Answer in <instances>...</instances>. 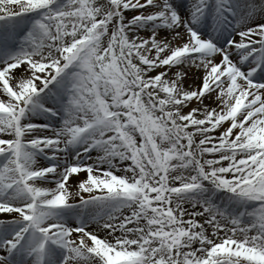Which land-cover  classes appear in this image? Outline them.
Here are the masks:
<instances>
[{
	"label": "snow or ice",
	"instance_id": "1",
	"mask_svg": "<svg viewBox=\"0 0 264 264\" xmlns=\"http://www.w3.org/2000/svg\"><path fill=\"white\" fill-rule=\"evenodd\" d=\"M0 264H264V0H0Z\"/></svg>",
	"mask_w": 264,
	"mask_h": 264
}]
</instances>
